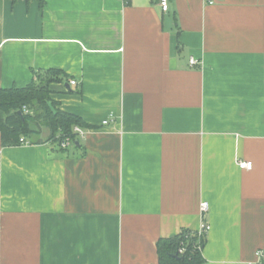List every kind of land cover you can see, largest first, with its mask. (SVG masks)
Listing matches in <instances>:
<instances>
[{
  "label": "crops",
  "instance_id": "1",
  "mask_svg": "<svg viewBox=\"0 0 264 264\" xmlns=\"http://www.w3.org/2000/svg\"><path fill=\"white\" fill-rule=\"evenodd\" d=\"M47 69L92 127L0 140V264H158L202 201L201 264H261L264 0H0V88Z\"/></svg>",
  "mask_w": 264,
  "mask_h": 264
},
{
  "label": "trees",
  "instance_id": "2",
  "mask_svg": "<svg viewBox=\"0 0 264 264\" xmlns=\"http://www.w3.org/2000/svg\"><path fill=\"white\" fill-rule=\"evenodd\" d=\"M37 1L43 6L44 0ZM32 74V81L24 87L0 88L1 145L18 146L21 137L36 136L43 127L49 130L45 142L59 146L65 138H70L77 144L73 127L92 126L81 117L59 109L49 89L51 83L62 81L66 74L58 69L33 70ZM205 242L206 236L186 228L173 237L161 238L157 241L158 264H201Z\"/></svg>",
  "mask_w": 264,
  "mask_h": 264
},
{
  "label": "built area",
  "instance_id": "3",
  "mask_svg": "<svg viewBox=\"0 0 264 264\" xmlns=\"http://www.w3.org/2000/svg\"><path fill=\"white\" fill-rule=\"evenodd\" d=\"M158 5L160 7V9L162 11H167L168 7H169V0H157ZM213 1H209V3H212ZM199 64L198 60H196L195 58L191 57L189 59V65L191 67L193 66H197ZM69 84L71 86H76V81L75 80H70ZM107 121H103V124H106ZM73 133L76 134V136L79 137H83L86 133V130L82 129L81 127L75 125L72 129ZM73 142L72 139L70 138H65V140H63L60 144L59 147L61 148H66L69 144H71ZM20 144H28V142H26L24 140L23 137L20 138ZM237 165L239 168L241 169H247L249 170L252 167V162L251 161H247V160H238L237 161ZM208 202L207 201H202L200 203V225L198 227L197 230H195L197 232V234L199 236H206L208 231L210 230V224L207 221V212H208ZM181 252V250H179ZM256 257L259 260H264V250L263 249H259L255 252Z\"/></svg>",
  "mask_w": 264,
  "mask_h": 264
},
{
  "label": "water",
  "instance_id": "4",
  "mask_svg": "<svg viewBox=\"0 0 264 264\" xmlns=\"http://www.w3.org/2000/svg\"><path fill=\"white\" fill-rule=\"evenodd\" d=\"M176 256V255H175Z\"/></svg>",
  "mask_w": 264,
  "mask_h": 264
}]
</instances>
